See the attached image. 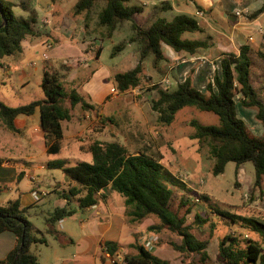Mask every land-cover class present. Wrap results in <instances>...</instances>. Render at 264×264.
Listing matches in <instances>:
<instances>
[{
	"label": "trees",
	"instance_id": "16d2710c",
	"mask_svg": "<svg viewBox=\"0 0 264 264\" xmlns=\"http://www.w3.org/2000/svg\"><path fill=\"white\" fill-rule=\"evenodd\" d=\"M54 1V0H52ZM103 1L104 6L98 13V24L106 27L109 34L122 22H131L135 37L140 42L139 63L132 69L119 72L114 76L118 93H126L142 84V63L149 56L156 64L164 59L162 44L171 47L177 53L194 55L208 47L207 41L187 40L185 32H201L202 26L198 19L184 14L172 19L165 16L171 5L161 2L155 5L143 23H138L136 15L142 11V5H134L130 0H78L73 7L74 16L84 14L85 19L97 2ZM17 5L8 0H0V60L11 57L22 51V43L27 37H39L38 14L32 0H21L19 6L27 13V17L18 16L12 6ZM264 12V2L251 14L255 19ZM3 14V15H2ZM264 38V35H263ZM120 44L112 52V56L123 49ZM117 49V50H116ZM97 51V56L100 54ZM256 61L264 63V47L257 52L249 45L240 47L239 53H223L220 56V71L215 73L208 82L206 91L201 92L193 85L192 73L186 80L172 89H158V97L152 100V109L157 113L158 122L168 126L176 114L184 108H194L212 113L218 118V125L201 123L192 120L194 128L191 139L206 144L211 157L214 158L213 175L224 172L229 162L236 164V174L240 166L250 162L255 169L254 190L264 192V72L259 76ZM55 71H44L41 88L44 98L28 104L11 107L0 101V120L4 128L12 132L19 130L15 119L19 115H32L36 109L40 111L41 128L44 131L47 151L57 154L61 149L63 138L62 121L70 120L77 105L87 113H93L95 107L78 93L76 88L67 90ZM157 88V86H154ZM237 102L246 109L255 111V118L263 128V134L253 135L245 121L238 117ZM88 152L92 155L90 162L81 161L68 166L65 161L57 160L48 163L50 168L62 169L78 188L71 189L68 199L79 196L80 208L97 204V194L108 188L119 193L125 200L127 214L133 221H141L149 216L159 220L158 225L150 226L149 230L169 231L181 239V242L170 241L169 245L189 260L199 257L198 262L209 260L207 251L209 241L200 240L194 233L195 227H202L209 216L196 214L195 220L188 223L192 213L190 191L188 186L179 180L164 164L160 155L148 154L145 150L135 153L119 141H90ZM180 189L182 191H178ZM85 192V193H83ZM201 200L210 202L206 194L200 195ZM213 213L232 224L240 223L253 231L264 235V220L258 217L241 216L229 211L210 206ZM29 207H22L19 199L0 205V233L12 232L16 237L14 249L0 264H40L38 256L32 250L33 245L47 244L43 232L36 229L27 218ZM74 210L68 206L56 208L46 219L48 233L56 239L62 235L53 227L56 222L71 216ZM244 241V246L242 242ZM106 251L115 256L117 245L106 243ZM138 253L125 256L126 264H170L160 259L143 245H136ZM219 257L224 264H264V249L258 241L249 238L239 239L227 235L219 243ZM190 264H194L190 261Z\"/></svg>",
	"mask_w": 264,
	"mask_h": 264
},
{
	"label": "crops",
	"instance_id": "0c3cea01",
	"mask_svg": "<svg viewBox=\"0 0 264 264\" xmlns=\"http://www.w3.org/2000/svg\"><path fill=\"white\" fill-rule=\"evenodd\" d=\"M52 2V5L45 3L44 6L34 4L38 14L36 27L40 36L27 37L22 43L20 53L0 60L4 71L3 78L10 77L13 71H17L21 84H25L28 80L25 78V73L21 75L22 68L36 69L37 63H40L45 70L51 69L59 72V75L66 69L67 79H61L63 83L69 82L72 85L70 89L76 88L78 93L95 107V110L93 113H87L81 105H77L72 112V118L62 121V127L63 122L74 119V112L80 114L82 118L92 116L94 120L97 118L98 121H95L94 125H99L100 131L98 132L97 129L94 134H91V138L100 141H119L129 148L136 144L132 136L133 133L136 134L133 129L134 124L130 123L132 128L127 130L130 135L126 140L123 135L118 133L119 126L116 123L118 116L131 117L130 121L134 122L143 121L144 117L149 121L155 119V122H158L157 113L147 105L148 103L141 104L139 100L129 98L128 93H131L132 90L126 93H118L116 90L114 76L124 71H118V65L113 68L101 62L102 45L99 41L104 33L99 28L101 26L98 24V18L94 20L93 9L90 18L86 20L84 14L74 16L73 7L76 2L68 9L66 8L69 3L65 4L64 0ZM161 2H168L171 5V10L165 13L168 19L181 14L192 16L199 20L200 25L203 22L210 33L207 34V39L202 40L208 42V47L194 55L177 53L171 47L162 44L163 60L155 64L152 58L149 63H145V61L142 63V75H146L154 81L149 83L151 85L158 84L163 78H169L170 89H172L177 84L184 82L187 76L193 72V85L199 91L205 92L208 82L213 79L216 72L220 71L221 54H238L240 47L244 45H249L255 52L264 47V27L260 24V21L264 19V12L252 19L251 22H246L244 17V13L249 11V6L258 3L257 10L264 0H145L141 4L143 6L141 13L135 18L140 16L143 19L142 23L145 22L153 7ZM188 3L195 7L192 13L181 8L182 4ZM147 6V11H145L144 7ZM216 9L224 17L220 29L213 28L212 22L209 20V15H212ZM67 10L71 13H68ZM237 11H240V16L236 15ZM47 15L52 16L50 26L41 23ZM93 21L94 26L92 25ZM242 26L249 28V31L242 30ZM250 37L252 40H249ZM47 42L52 44L50 49H46L44 46ZM98 49L101 51L97 56ZM116 54L117 52L113 57ZM139 56V50H134L131 59L127 60L130 69L139 63ZM79 59L84 63L79 67H74L75 60ZM125 60L124 57L123 61ZM59 62L61 63L58 67L55 66ZM256 62L259 66V76H261L264 72V63ZM87 68H91L88 75L85 72ZM145 88L147 89V92L145 91L146 98L149 99L151 96L152 100L158 97V89H162L158 86L157 88L154 86ZM123 94H127V96H123ZM260 94L264 98V93L260 92ZM237 105L241 104L237 102ZM143 107L147 112L146 116L145 112L143 114V111L138 109ZM249 110L242 107L239 110V116L242 118L244 115H255L254 110L251 109V112ZM83 120L84 124L80 125L81 128L67 137L68 139L63 127L61 149L57 154H49L47 151L39 109H36L30 116L19 115L15 119L18 132L7 130L2 126L0 120V205L4 206L11 200L19 199L22 207L30 208L27 218L31 222L29 219L31 210L38 207L37 202H39L33 200L32 190L49 189V194L44 198L57 194L62 198V201H48L50 204L47 211L40 210L46 214V219L56 208L68 206L74 210L71 216L55 223L53 228L62 234L58 239L48 233L49 226L45 219L46 227L43 234L47 239V244L32 246L40 264H126L125 261H121V258L136 255L138 253L136 245H143V242L152 235L159 238L149 249L154 255L170 264H186L182 254L169 245L172 240L166 239L165 230L160 232L149 230L150 226L159 224L158 218L155 220L153 216H149L141 221H133L127 214L124 197L119 193L105 188L98 192L97 204L86 208H80L79 196H72L70 199L65 196L71 189L79 187L77 182L72 180L62 169L50 168L48 163L62 160L66 162V165L73 166L81 161L90 162L92 160V155L87 150L88 142L79 144L75 139L81 131L90 133L86 126L87 122L84 118ZM104 120L107 121L104 122ZM148 120L144 129L140 130L147 134L152 133L155 126V123H149ZM136 124L139 125L138 122ZM160 156L162 157L161 163L164 164L163 154ZM24 179H29L28 182L31 180V184L27 187L24 186ZM33 226L38 229L34 224ZM108 242L114 243L118 247L115 255L119 259L118 263L112 262L105 255ZM173 242L179 244L181 239H173ZM15 245L16 237L12 232L0 233V260L4 259Z\"/></svg>",
	"mask_w": 264,
	"mask_h": 264
},
{
	"label": "rangeland",
	"instance_id": "374dc122",
	"mask_svg": "<svg viewBox=\"0 0 264 264\" xmlns=\"http://www.w3.org/2000/svg\"><path fill=\"white\" fill-rule=\"evenodd\" d=\"M11 1H13L14 4H17L12 6L13 12L18 16L27 17L26 12L18 4V2L20 3L21 0ZM32 1L35 2L34 4L41 6H44L45 3H49L50 5L53 4L52 0ZM77 1L78 0H64L65 4L69 3L66 9H68L69 6L72 7ZM144 1L145 0H131V3L134 5H141ZM258 5L259 4L256 3L249 6V11H246L244 13L246 22L252 21L250 16L256 10ZM103 6L104 2L100 1L97 2L93 7L92 13L93 15H95L94 20L98 18V11ZM147 8L148 6L144 7L145 11H147ZM181 8L185 9L189 13H192L195 10V7L189 3L182 4ZM68 13L71 12L68 11ZM47 17L50 18L51 23L52 16L47 15ZM137 19L138 23H142L143 19L140 16ZM223 19L224 17L218 9H216V11L212 15H209V20L212 22V26L215 29L221 28ZM50 23L48 24V26L51 25ZM260 24L264 27V19L260 21ZM92 25H95L94 21ZM201 26L203 28V31L185 32L183 33L182 38L200 41L207 39V34L210 33V30L203 22H201ZM99 28L103 30L104 33V35L100 37L101 40L99 41L102 45V56L100 59L101 62L113 68L118 65V71H128L130 67L129 61L127 60L131 59L134 50L138 51L140 49V42L132 40V38L135 37V31L132 29L131 22L120 23L118 27L110 34L106 27ZM241 29L244 31H249V28L245 26H242ZM120 44L124 45L123 49L121 51H118L117 54L113 57L112 52L114 51V48H116ZM124 57L126 58L125 61H123ZM152 58V56L147 57L145 59V63H149ZM60 63L61 62H59L58 64L56 63L55 66L58 67ZM73 66L79 67V63ZM47 70L52 71L51 69ZM44 71L45 68H43L40 63H37L36 69H30L29 67L22 68L21 75L25 73V78L26 80H28V82L25 84H21V79L17 71H13L10 77L3 78L4 75L2 74L4 73V71L2 69V66L0 65V101L8 106L17 107L20 105L28 104L34 100L43 99L44 94L41 89V82ZM90 71L91 68H87L85 70L87 75ZM61 72V79H65L66 75L68 74L67 70L65 69ZM78 81L80 82L81 79ZM151 82L154 81L150 80L146 75H142V84L140 88H142L143 91H132L131 93H128L129 98H135L139 100L141 104L148 103L147 105H149L152 109L151 96L149 99H147V89H144V87L146 86L147 88L153 86L149 84ZM64 83L67 90H70L72 85H70L67 81H65ZM262 92L264 93V91ZM123 96H127V94H123ZM241 108V105L236 106V111L238 112L237 115L239 118H241L239 116V110ZM138 109L139 111L142 110L143 114L145 112L146 116L147 112L145 111L144 107L142 109ZM249 111L251 112V109ZM74 113L75 116L72 121L63 122L65 136L67 138L75 131L79 130L81 128L80 125L84 124V118L88 124L86 126H88L90 133L88 134L84 131H81L79 134H77L75 139L79 144L86 142H88L87 144H89L91 140L95 139L93 137L91 138V134H94L97 129L98 132L100 131L98 127L99 125H94V122H97L98 120L97 118L96 120H94L92 116H84L82 118L81 115L77 112ZM77 115L80 118H78ZM243 117L241 119H245L244 121L247 123V126L253 135L260 136L263 134V128L261 124L256 120L255 115L250 114L246 115L245 118ZM130 119L131 117L118 116V121H116L117 125L119 126L118 133L123 135L126 140H128V136L130 135L129 133H127V130H130V128H132L130 126V123L134 124L133 129H135L136 134L133 133L132 136L136 144L129 146L130 152L135 153L139 150H145L151 155L158 156L160 154H163V163L171 170V172L175 176L182 177L184 179L183 182L190 189V191L187 192L190 196L192 213L188 217V223H192L195 220L196 214H200L203 217L209 216V220L202 227H195L192 230L200 240L209 241L207 250L209 254V260L206 263H200L198 262L199 257L196 256L186 261L185 259H183L186 264H190V261H193L194 264H224L219 257L218 246L220 241L227 235L238 237L241 240L249 238L251 240L258 241L259 243H261L264 249V235L253 231L247 226L244 227L240 223H229L224 218L218 216L216 213H213L209 207L210 205L241 216L258 217L264 220V192L261 193L259 190H254L255 169L253 164L250 162L242 164L238 170V174H236V164L234 162H229L226 165L223 173L219 175H213L212 170L215 160L213 157H211L208 146L206 144L198 143L197 140L191 139L190 137L194 132V128L191 126L192 120L195 119L201 123L218 125L217 116L212 113L196 110L194 108H184L176 114L174 121L168 126H164L159 122H155V119L149 121L146 117H144L143 121L138 120L134 122L130 121ZM147 120L149 121V123H155L153 131H151L152 133L148 134L144 131H140L144 129V125L146 124ZM106 121L107 120H104V122ZM137 122L139 123V125L136 124ZM28 180L29 179H24L23 181V184L26 187L31 184L30 182H32L31 180L28 182ZM177 190L182 191L180 189ZM201 194L208 195L210 197V202L207 203L201 200V204H197L191 201L193 197L200 196ZM49 200L62 201V198L57 194H52L51 196H49V198H42L41 200H39V202H37L38 207H34L31 210V215L29 218L31 222L42 232L45 231L46 227V214L44 212H40V210L47 211L50 204L48 202ZM153 218L156 220V217L153 216ZM165 234L167 235V237H165L168 241L172 240L173 242V239H179V237L169 231H165ZM243 244L244 241L241 245L244 246Z\"/></svg>",
	"mask_w": 264,
	"mask_h": 264
},
{
	"label": "built area",
	"instance_id": "2783aa9c",
	"mask_svg": "<svg viewBox=\"0 0 264 264\" xmlns=\"http://www.w3.org/2000/svg\"><path fill=\"white\" fill-rule=\"evenodd\" d=\"M202 15V14H200ZM236 15L237 16H240L241 13L240 11H237L236 12ZM42 25H47L50 23V18L49 17H45L43 18L42 20ZM261 31V30H259ZM249 40H252V38L250 37ZM45 48L46 49H50L52 47V44L50 42H47L44 44ZM76 64L79 63V65H82L84 63L83 60H75ZM153 86H158V87H161L162 89L164 90H167L169 88H171V81L169 78H163L158 84H154ZM141 87V86H140ZM140 87H137L135 89H133L132 91H136V90H140V91H143L142 88ZM140 94V93H139ZM179 180H182L183 182V178L182 177H179V176H176ZM50 190L49 189H36V190H32V198L34 201H39L41 200L42 198H44L45 196H47L49 194ZM194 203H197V204H201V198L200 196H197V197H193L192 200ZM158 236L156 235H152V236H149L144 242H143V246L147 249H150L152 246H153V243L157 242L158 241ZM105 255L106 257H108L109 259H111L112 262L114 263H118V258H116L115 256H111L107 251H105ZM121 261H124V258H121Z\"/></svg>",
	"mask_w": 264,
	"mask_h": 264
},
{
	"label": "water",
	"instance_id": "95a60500",
	"mask_svg": "<svg viewBox=\"0 0 264 264\" xmlns=\"http://www.w3.org/2000/svg\"><path fill=\"white\" fill-rule=\"evenodd\" d=\"M2 15H3V14H2ZM230 19H231V18H230ZM232 19H235V18H232ZM5 22H6V21H5V19H4L3 23L0 25V28L4 26ZM13 264H15V262H14Z\"/></svg>",
	"mask_w": 264,
	"mask_h": 264
}]
</instances>
